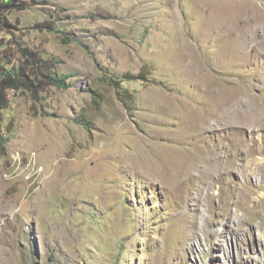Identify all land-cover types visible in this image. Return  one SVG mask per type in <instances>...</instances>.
<instances>
[{"label":"rangeland","instance_id":"obj_1","mask_svg":"<svg viewBox=\"0 0 264 264\" xmlns=\"http://www.w3.org/2000/svg\"><path fill=\"white\" fill-rule=\"evenodd\" d=\"M26 1L14 40L71 77L0 112V264H264V0Z\"/></svg>","mask_w":264,"mask_h":264},{"label":"trees","instance_id":"obj_2","mask_svg":"<svg viewBox=\"0 0 264 264\" xmlns=\"http://www.w3.org/2000/svg\"><path fill=\"white\" fill-rule=\"evenodd\" d=\"M30 8L26 0H0V112L9 108V91L27 95L32 103H41L42 94L48 88L67 90L70 87L71 76L58 73V60L44 57L39 50L14 40L16 27L9 16ZM55 25L53 21H43L36 23L34 28L63 34ZM63 40L72 42L69 37ZM5 142L0 128V149L4 150Z\"/></svg>","mask_w":264,"mask_h":264},{"label":"bare ground","instance_id":"obj_3","mask_svg":"<svg viewBox=\"0 0 264 264\" xmlns=\"http://www.w3.org/2000/svg\"><path fill=\"white\" fill-rule=\"evenodd\" d=\"M224 140L225 142L231 144V142L228 139H224ZM224 146L225 144L223 142H218L215 145L213 152L212 153L210 152L207 156H205L206 158L201 164L209 165L210 170L213 173H215L218 179H224L225 176L229 175V173H231V171L235 169H243V173L246 174L248 177L256 175V170L249 161V154L242 146H239L234 151H232L230 146L228 148H225ZM253 150H255V148ZM257 154H259V151L255 150L252 156ZM182 163L183 162H181L180 164ZM261 169L264 177V167L262 166ZM190 170L191 169L188 170L186 175L191 174L192 171ZM202 174L204 175L205 178H208L211 175V173L208 171L203 172Z\"/></svg>","mask_w":264,"mask_h":264}]
</instances>
